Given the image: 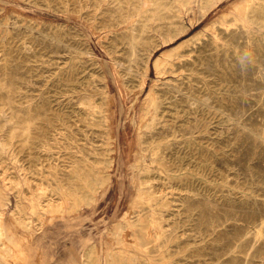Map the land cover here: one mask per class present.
Here are the masks:
<instances>
[{"label":"rangeland","instance_id":"1","mask_svg":"<svg viewBox=\"0 0 264 264\" xmlns=\"http://www.w3.org/2000/svg\"><path fill=\"white\" fill-rule=\"evenodd\" d=\"M155 1L0 0V219L15 250L0 264H264V0ZM156 4L169 28L152 27ZM125 20L147 22L130 73ZM181 43L193 61L158 75L150 58L139 91L147 53ZM149 90L177 101L162 165L146 157L165 170L137 174Z\"/></svg>","mask_w":264,"mask_h":264},{"label":"bare ground","instance_id":"2","mask_svg":"<svg viewBox=\"0 0 264 264\" xmlns=\"http://www.w3.org/2000/svg\"><path fill=\"white\" fill-rule=\"evenodd\" d=\"M157 1V0H156ZM155 1V2H156ZM172 1V0H171ZM137 2L140 3L141 10L145 9L146 4L148 3V0H137ZM154 3V2H153ZM188 6V5H187ZM166 9V7L164 8ZM252 12V11H251ZM235 13V12H234ZM238 13V12H237ZM138 15V14H137ZM242 15V14H241ZM233 16V15H232ZM235 16V15H234ZM238 16V15H237ZM152 19H154V24H152L153 28L155 30L157 29H161L163 27H168L172 24L171 20H166L165 17H167L163 11L161 10V7L159 5H155L154 9H153V15L150 16ZM174 18V17H173ZM151 19V20H152ZM135 21V20H134ZM145 21V20H144ZM147 22H139V23H130L129 21L125 20V24H127V30H128V36H127V43L126 46L128 48V54H127V60L124 63L121 62L124 68L125 73H130V71L132 70V65L133 63H135V55H136V51L137 48L139 46V42L142 39V34L145 31V26H146ZM169 28V27H168ZM208 28V27H207ZM152 30V29H151ZM154 31V30H153ZM155 32V31H154ZM182 34V30H173L170 32H167L166 35H162L161 37V44H167L173 40H175L177 37H179ZM206 34V31L205 33ZM211 34V33H210ZM204 36V35H203ZM202 39V38H201ZM199 40V39H198ZM205 42V41H204ZM210 42V41H208ZM206 42V43H208ZM119 44V43H118ZM210 44V43H209ZM212 44V43H211ZM181 45L183 46V44H179V45H174L172 47H166V48H162L160 49V51L156 54L152 56V52L150 51L149 53H147L145 59H144V69H143V73L141 75L140 78V84H139V91L141 90L142 86L145 83V79L147 74V67L149 64V60L150 58H152V65L153 68L155 70V72L158 75L164 74L166 72L173 71V69H176L177 67H181L182 65H184L185 63L188 62H192L193 59H191L192 57H189V59H182V55L180 54V47ZM204 45V44H203ZM206 45V44H205ZM124 46V45H122ZM116 47V46H115ZM155 47V46H154ZM208 47V46H207ZM143 49V48H142ZM198 49V48H197ZM200 49V48H199ZM198 49V50H199ZM153 50V49H152ZM188 50V49H186ZM185 50V52H186ZM184 53V52H183ZM199 57V56H198ZM201 57V56H200ZM203 59V58H202ZM120 60V59H119ZM199 61V60H198ZM115 63V62H114ZM120 64V63H119ZM192 64V63H191ZM118 66V65H117ZM135 66V65H134ZM187 67V66H186ZM134 68V67H133ZM184 68V67H183ZM133 71V70H132ZM177 73V72H176ZM180 74V73H179ZM192 72H186L183 74V78L186 76L187 78L192 79ZM179 77V76H178ZM185 77V78H186ZM195 77V76H194ZM199 78V77H198ZM202 78V77H201ZM157 79V78H156ZM177 79V78H176ZM195 79V78H194ZM196 80V79H195ZM204 80V79H203ZM193 81V80H192ZM181 83V82H180ZM155 84V83H154ZM166 84V83H165ZM158 85V84H157ZM169 86V85H168ZM172 86V84H171ZM153 87V86H152ZM157 87V86H156ZM179 87V86H178ZM174 88V87H173ZM156 89V88H155ZM153 90V89H152ZM152 90L147 93L148 96V104L146 107V112L143 113L141 115V117L139 118V123L136 125V149L134 151V158H135V162L139 161V167L137 169V174L140 173V171H150L152 168H158L161 169L160 171H164L165 168L160 167L159 165H162L161 162L159 161L161 158V153L159 152L160 148H162V143H160V140L157 138L160 136L161 133L165 132V127L164 124L162 122V118H163V112H164V107L163 105H170L171 103L177 101V98H173L171 93H159L157 96L153 95ZM196 90V89H195ZM158 91V90H157ZM170 91V89H169ZM180 91V90H179ZM160 92V90L158 91ZM164 92V91H163ZM173 92V91H172ZM175 92V91H174ZM181 92V91H180ZM198 93V92H197ZM194 94V93H193ZM139 95L135 96V99L138 98ZM188 98L190 100H194L195 98H193L190 95H187ZM111 97V96H110ZM109 97V98H110ZM175 97V96H174ZM110 101V100H109ZM111 102H109L110 104ZM98 104V103H97ZM106 109V108H105ZM110 109V108H109ZM107 109V110H109ZM112 112V113H111ZM114 115V111L109 110L107 111V113L105 114V120L108 124V128L110 131V127H113V116ZM137 119V118H136ZM133 121V120H132ZM161 123V124H160ZM157 124H160V126H156ZM114 129V128H113ZM142 131L145 133H142ZM109 137H111L109 135ZM112 141V140H111ZM107 143H110V140H107ZM194 143V142H193ZM112 144V143H111ZM191 146V144H190ZM135 147V146H134ZM106 149H108V147H106ZM111 151H115V146H111V148H109ZM146 157H148V159L150 160V162H156L155 164H159V165H150L147 162ZM104 162V160H103ZM110 164H108L109 166ZM153 166V167H152ZM96 177V176H95ZM139 175H137V183L135 184V192L133 194V196H137L138 198H141V200L139 201V205L143 207L144 203L143 200H146V204L148 206V208H150L149 206L151 205V201H153L154 197H152L151 192H148V187L147 185H142V182L139 179ZM109 180V177L106 176L105 178H103V180L101 181V184L99 185V187L102 186L103 183H107ZM98 181V180H97ZM105 185V184H104ZM92 187V186H91ZM96 189V188H95ZM93 188V191L95 190ZM1 194V193H0ZM2 197V196H1ZM86 197V196H85ZM90 199H92L90 197ZM89 200V199H88ZM3 200H1L2 202ZM133 201V200H132ZM137 201V200H136ZM92 202V201H91ZM154 204V203H153ZM134 205H137V202L133 205H131V207H133ZM1 206V205H0ZM130 206V205H129ZM130 207V208H131ZM141 208V207H140ZM145 208V207H143ZM142 208V209H143ZM141 209V210H142ZM192 209V208H191ZM140 210V211H141ZM151 210V209H150ZM152 211V210H151ZM150 211V212H151ZM155 212V211H154ZM152 213V212H151ZM130 214V210L126 211L125 213H123V216L121 217V220L119 221H125L129 222V215ZM152 215V214H151ZM153 216V215H152ZM151 216V217H152ZM149 216V218H151ZM154 217V216H153ZM147 218V217H146ZM155 218V217H154ZM153 218V219H154ZM188 218V217H187ZM152 219V220H153ZM156 219V218H155ZM116 220L112 219L111 223H114ZM146 221V220H145ZM144 221V222H145ZM149 221V220H148ZM151 221V220H150ZM154 222V221H153ZM146 223V222H145ZM159 223V222H158ZM191 223V222H190ZM151 224V223H150ZM42 225V224H41ZM148 225V224H147ZM160 225V223H159ZM136 226V225H135ZM150 226V225H149ZM156 226V225H154ZM161 226V225H160ZM134 227V226H133ZM147 227V226H146ZM163 227V226H161ZM118 228V227H117ZM126 228V227H125ZM139 228V227H138ZM160 228V227H159ZM140 229V228H139ZM138 229V230H139ZM153 229V226H152ZM157 229V228H156ZM161 229V228H160ZM160 229H157L158 231ZM124 230V229H123ZM135 230V229H134ZM148 230V229H147ZM156 230V231H157ZM163 230V229H161ZM132 231V230H131ZM140 231V230H139ZM138 231V232H139ZM146 231V229H145ZM117 232V230H116ZM134 232V231H133ZM151 232V229H150ZM153 232V231H152ZM151 232V233H152ZM167 232V231H166ZM124 233V232H123ZM130 233V232H129ZM149 233V232H148ZM4 234V226L2 224V221L0 219V239H2L1 243L4 244V248H2L0 251H2V254H6L9 258H13V256L15 255V250L12 248V246H10L5 240H3V235ZM140 234V233H139ZM116 235V234H115ZM125 235V234H123ZM130 235V234H128ZM162 235V234H161ZM164 235V234H163ZM21 236V235H20ZM127 236V235H126ZM160 236V235H159ZM171 236V235H170ZM121 237V236H120ZM149 237V236H148ZM156 237V234H155ZM161 237V236H160ZM179 237V236H178ZM115 238V237H113ZM140 238V237H139ZM127 239V238H126ZM138 239V238H136ZM180 239V238H179ZM130 240V239H129ZM166 240V239H164ZM143 241V240H142ZM168 242V241H167ZM166 242V243H167ZM127 243V242H126ZM145 243V242H144ZM149 243V242H148ZM157 243V242H156ZM162 243V242H161ZM137 244V243H136ZM146 244H147V240H146ZM170 244V243H169ZM179 245V244H178ZM90 247V246H89ZM143 247V246H142ZM178 247V246H177ZM180 247V246H179ZM178 247V248H179ZM129 248V247H128ZM153 248V247H152ZM159 248V247H158ZM87 249V248H86ZM85 249V250H86ZM134 249V248H133ZM139 250V249H138ZM167 250V249H166ZM111 251V250H110ZM130 251V250H129ZM149 251V250H148ZM18 252V250H17ZM16 252V253H17ZM170 252V251H169ZM82 253V252H81ZM90 253V252H88ZM1 254V255H2ZM31 254L33 256V258L35 259V262H41V258L39 257L38 253L35 250H31ZM107 254V253H106ZM110 254V253H108ZM171 254V252H170ZM83 255V254H82ZM88 255V254H87ZM129 255V253H128ZM132 255V254H131ZM144 255V254H143ZM142 256V255H141ZM87 257V256H86ZM82 258V257H81ZM144 259V258H143ZM147 259V258H146ZM145 259V260H146ZM6 260V259H5ZM160 260V259H159ZM18 262V261H17ZM48 263V262H47ZM17 264V263H16Z\"/></svg>","mask_w":264,"mask_h":264}]
</instances>
